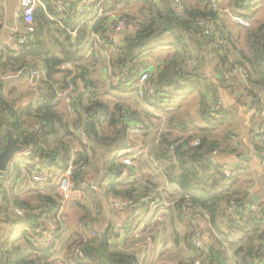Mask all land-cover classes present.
<instances>
[{"label":"trees","instance_id":"obj_1","mask_svg":"<svg viewBox=\"0 0 264 264\" xmlns=\"http://www.w3.org/2000/svg\"><path fill=\"white\" fill-rule=\"evenodd\" d=\"M42 1L34 12L35 31L27 34L21 50L2 48L0 56L1 76L30 72L40 62L46 72L40 99L27 106L17 102L15 89L0 77V151L8 139V130L23 150L30 151L28 155H16L9 163L7 175H0V264H75L72 247L80 237L70 242L64 232L50 246L40 240L47 218L55 215L60 207L57 181L61 170L70 162L76 167L75 187L85 191V195L87 188H83V184L87 182V170L92 164L100 184L110 181L111 188L105 191L108 196L140 199L153 192L154 196L162 197L149 187L151 183H140L145 188L140 189L139 174L117 155L129 143L130 125L141 118L129 100L137 104L132 95L137 93L133 86L138 75L149 68L144 58L156 56L155 49L165 45L172 46L174 53L167 58L159 57L164 67L156 82V94L140 100L166 110L165 100L174 99L180 91L195 90L199 93L200 118L186 121L172 115L169 130L161 134L156 145L154 159L169 182L183 191L182 198L175 204L180 216V209L188 200L192 211L203 220L207 217L218 233L224 235L227 229L230 237L241 240L242 244L229 256L221 250V239L210 232L213 237L209 245L210 259L205 264H255L254 260L264 251V208L261 206L263 216L260 218L255 213L241 221L226 219L233 203L246 209L252 199L246 192L238 197L239 189L232 190L237 177L226 178L209 158L215 150L222 149L227 130L224 140L212 136L218 123L224 121L211 115L210 98L218 96V90L208 81L205 63L215 61L216 71L233 87L236 73L240 74L235 70L236 65L244 66L247 72L241 94L256 97L258 106L264 107V0H250L246 5H242L244 0H217L228 1L235 14L258 18L255 25L245 29L228 17L226 20V16H220L211 7L212 0H186V14L182 18L173 12L169 0H140L143 3L138 14L141 23L119 39V47L110 60L123 75L117 86L112 81L106 57L92 41V32L106 28V18L99 19L91 30V20L81 24L87 14L77 11L83 0H62L69 3L63 8L57 0ZM241 6L244 13L239 12ZM112 9L113 6L109 8ZM206 17L220 20L214 36L202 33L200 21ZM76 28L77 33L73 35L71 31ZM191 59L196 60L195 65L189 64ZM68 61H74L77 70L73 78L76 93L70 102L73 111L60 96L71 75L62 68ZM97 62L107 75L103 87H99L101 78L93 74L92 66ZM228 73L234 75L229 79L225 76ZM106 83L108 89L103 90ZM110 90L114 98L106 97ZM82 132L88 143L82 139ZM194 138L198 142L192 145L190 141ZM102 158L104 161H99ZM42 171L53 176L47 181L34 180L33 174ZM34 183L39 188L30 192ZM24 193L32 195L27 197ZM91 194L94 200L80 203L85 214L83 220L94 213L98 205L97 192L92 190ZM16 208L24 209L25 213L18 214ZM96 233L84 250L93 264L139 263L137 255L113 247L106 230H96Z\"/></svg>","mask_w":264,"mask_h":264},{"label":"crops","instance_id":"obj_2","mask_svg":"<svg viewBox=\"0 0 264 264\" xmlns=\"http://www.w3.org/2000/svg\"><path fill=\"white\" fill-rule=\"evenodd\" d=\"M142 1V0H141ZM140 0L133 4H129L128 6H123L121 4V0H113V6L119 2L116 8H120L121 11L125 9V12L131 15H137L140 12L141 6L143 3ZM20 0H0V44L2 48H11L14 50L16 46L21 48V44L26 41L27 31L25 23L22 20H17L16 11L18 10ZM228 4V1H227ZM229 5V4H228ZM263 7V4L260 5ZM244 12V10H243ZM107 21V19L105 20ZM89 22V21H88ZM97 21H91L90 29L93 30V26ZM26 33L23 34V32ZM22 33V34H21ZM120 35V39L124 36ZM26 37V38H25ZM93 51V48H90ZM97 49V48H96ZM99 49V48H98ZM100 53L104 56L103 51L100 50ZM92 52L89 53V55ZM174 53V49L172 46H161L155 49V54L161 58H167L172 56ZM98 63V62H97ZM97 63H95L92 68L95 70ZM215 61L207 62L206 66V74L211 79V81L216 85L217 93L219 98L221 99V103L223 108L227 114V119L223 120L224 122L218 123L217 129H214L212 136L214 138H219L220 140H224V133L227 130V138L222 145V149L217 150V154L214 157L220 164H228L233 166L235 170V176L237 177V183L233 185V189H239L238 197H242L244 192H246L252 199V202L257 203L258 205L264 208V167L262 166L261 157L259 155V149L264 144L263 138L258 133L260 128V114L257 110L252 109L246 99L242 98L241 89L245 87L244 78L241 74L236 73V80L234 87L229 84V82H225L222 78L223 75L219 73V71L215 69ZM103 76H104V68H103ZM94 74V73H93ZM94 76H96L94 74ZM99 76V75H98ZM4 77L8 82L11 88L15 89V97H17V102L21 106H27L29 104H36L39 99H37V92L35 88L32 87L29 81V72L22 71L15 74H10ZM105 78V77H103ZM108 89V83L105 84L104 90ZM129 89V88H128ZM131 91V90H130ZM196 92L197 96L199 93L195 90L191 91H180L179 95L174 99H167L164 101L163 106L166 107V110H162L159 108H155L156 113L152 112L149 104L146 102H142V100L138 99L137 94L133 92L134 99L136 98L137 104L134 107L135 110L140 113V119H146L147 117L154 120L161 119L162 116H168L170 118L172 115L178 116L177 118L190 121L200 118L198 113L199 108V99L196 102V112L188 109L186 107V103L189 99L186 97L190 93ZM129 102H134L129 100ZM139 121V120H137ZM186 134V133H184ZM150 136V135H149ZM156 145L154 144L151 147L153 153L156 149ZM123 149V148H122ZM121 149V150H122ZM99 161H104L102 158ZM100 162V164H101ZM142 162L143 164H139ZM98 163V162H97ZM96 163V165H97ZM99 164V165H100ZM157 167V168H156ZM156 167L150 163L149 159L145 156H141L135 159L132 168L139 174V188L143 187L140 185H148L151 183L149 187L153 188V191H156L158 188L164 189V195L169 200L181 199L183 193L180 190L172 189L171 183L169 182L167 176L164 174L162 168H160L157 163ZM94 166L91 164L87 170V182L83 184V188H87L86 194H91L90 187H93L95 182L91 180L90 172H92ZM95 170V169H94ZM97 173V172H96ZM98 174V173H97ZM96 178H99L98 175ZM90 180V181H89ZM152 183H155L153 185ZM98 185L100 188L104 187V182L101 184L98 180ZM39 187L36 184H32L31 191H36ZM95 189L97 194L98 192L103 191V189ZM145 189V188H143ZM243 191V192H242ZM85 191L78 190L74 192L75 199H83L84 197H80L84 194ZM90 192V193H89ZM28 194V195H27ZM24 193V196L32 195L30 193ZM154 193L152 192L148 197H153ZM236 195V196H237ZM73 196V197H74ZM115 197V196H114ZM119 197V196H118ZM102 198L106 200L109 196L103 191ZM102 198H98V205L95 206V211L85 220L78 222V225L74 228L75 237L80 236L79 224L81 222L84 223L86 221L89 226L85 223L84 225L89 229L106 230L109 233V242L112 246H117L130 254H135L139 258L143 254V250L141 247L137 246L138 242H145V237L138 238L135 236V233L138 227L145 223V227H153L159 226L162 230H153L151 233L153 241H155L159 245V250L156 247H152L147 244L148 250L145 251L147 257L144 258L146 264H186L188 263L189 257L192 256V243L190 241V230L188 226H190L184 219L179 215V211L175 206L166 207V208H154L153 206H149L143 213L142 218H135V213L132 208H126L124 210H113L111 206L108 208L107 204L109 200H107V204H104ZM70 200V203H73ZM87 200L92 201L91 197H87ZM81 201H78V205H80ZM88 201V202H89ZM88 202L84 204H88ZM250 204V202H248ZM65 208L64 207V224H65V234L69 231L67 226V220L65 219ZM162 209V210H161ZM159 215V218H157ZM67 218V217H66ZM207 218V217H206ZM206 218L199 219L203 222V225L206 227L205 232H212L216 230H211L208 228L210 221L206 220ZM84 219V218H83ZM179 221V222H178ZM183 221L185 224H183ZM129 225L130 227L127 229L121 228L120 225ZM213 227V226H212ZM214 228V227H213ZM191 232L192 228L190 226ZM218 233V232H217ZM221 234V233H219ZM206 242L210 245L212 243L211 234L206 235ZM235 240L238 238L232 237ZM41 240V239H40ZM241 240L238 239L235 242L236 247H239L242 243ZM42 242V240H41ZM175 247L177 249V256H171L170 251ZM194 250V249H193ZM159 251V252H157ZM188 259V260H187Z\"/></svg>","mask_w":264,"mask_h":264},{"label":"built area","instance_id":"obj_3","mask_svg":"<svg viewBox=\"0 0 264 264\" xmlns=\"http://www.w3.org/2000/svg\"><path fill=\"white\" fill-rule=\"evenodd\" d=\"M58 5L62 8L64 6L69 5V3H65L62 0H57ZM160 0H155V2H159ZM137 2V0H121V4L123 6H128L129 4H133ZM171 8L173 12L180 18L184 17L186 14V0H169ZM250 0H244L243 4H248ZM119 2L116 5L113 4V0H83L77 7V11L79 13H86L87 17L81 21V24L90 21H98L99 19L106 18L107 19V26L102 32H92V41L97 45V47L103 51L104 56L106 57L108 64H109V71L112 74V81L115 86L119 85L120 81L123 79V75L121 70H118L115 66L111 65V58L117 51L119 47V39L120 35L127 34L129 29L133 26L139 25L141 23V18L139 15H131L125 12V9L121 11L120 8H116ZM43 4L42 0H20L18 10L16 11V18L17 20H22L25 23L27 33H32L35 31V22H34V12L35 9L40 5ZM113 6L112 10L109 8ZM211 7L221 15H224L230 19L231 22L242 26L243 28H250L258 22L257 17H246L241 14H235L231 6L225 4L224 2H219L217 0H212ZM240 13H244L242 6L239 9ZM203 29L202 33L208 36H214L216 33V24L220 23V20H215L212 17H206L200 21ZM77 28L74 29L72 32L73 35L77 33ZM218 36V34H216ZM26 38V37H25ZM27 39V38H26ZM221 43H224L220 40ZM16 52H19L21 48L16 46L14 48ZM2 55V45L0 44V56ZM144 60L147 62L149 66L148 69L143 70L140 75L136 78L134 82V89L136 90V94L138 99H144L146 97H152L156 94V82L159 77V74L164 67L163 61L154 55H147L145 56ZM190 65H195L196 60L191 59L189 61ZM74 61L65 62L62 65V68L69 70L71 75L68 78L67 86L61 90L60 96L64 101L66 107L73 111V108L70 106L71 99H73L76 93V85L73 81V78L76 75V66ZM237 72H239L242 77L245 79L246 75V68L242 65H236ZM234 74L228 73L225 76L227 78H231ZM46 76V72L44 69L43 63H39L34 69L30 70L29 72V81L33 88H35L37 92V99L41 97V86L43 84L42 79ZM243 99H246L248 105L252 108L257 110L260 114V128L258 133L264 140V107L258 106V100L256 97H252L246 93L241 94ZM210 107H211V115L214 116L216 119L219 120H226L227 114L223 108L221 103V99L219 96L211 97L210 98ZM161 119H165L164 116ZM155 127L150 124L146 119H139L138 122L132 123L128 130V142L127 145L118 152V159L121 160L128 166H132L138 157L145 156L149 159V161H155L152 149L143 143L139 136L141 133L146 131H153ZM168 124L167 122H163L160 128L156 129V139L155 145H158L160 142V136L165 131H168ZM82 139L88 143L85 134L82 132ZM197 139H192L190 143L192 145L197 144ZM22 153L26 155L30 154L29 150H24ZM217 154V150L213 152L211 155V160L214 162L215 165L219 166L220 172L228 179H230L235 174V168L228 164H220L216 160H214L215 155ZM259 155L261 157L262 166L264 167V144L259 149ZM75 165L70 162L65 169H62L59 175V179L57 181V189L59 194L61 195L60 198V207L55 211V215L47 218V226L44 230H42V234L40 239L42 240L41 243L45 245H52L57 241L59 235L63 234L65 231V224H64V207L68 199L74 196V192L81 190L75 187L73 181V175L75 171ZM85 169V166H82ZM27 172V169L24 170ZM7 175V174H5ZM53 176L52 173L47 171L36 172L33 174V179L36 181H47ZM171 186H176L177 190H180L182 193V189L175 183H171ZM111 188V184L109 180L104 182L103 190H108ZM172 188V187H171ZM92 189H99L95 186ZM158 192L162 194L161 196H154L153 197H142L140 199H132L127 197H114L109 196L108 200L111 203V207L114 210H124L126 208H132L135 213V218H142L144 211L149 207L153 206L154 208H166V207H173L178 202L176 200H169L164 195V189L158 188L156 189ZM184 203L186 205L184 208L180 209L181 216L183 219L191 226L192 234H191V241L194 249L196 250V257L192 259L188 264H205L206 261L210 259V252H209V244L206 242L205 237V229L206 227L200 221L201 218L198 217L192 211V208L189 207L191 203H188L186 200ZM162 210V209H161ZM15 211L22 215L25 213V210L22 208H16ZM230 216L226 219H235L237 221H241L244 218L250 217V215L257 213V217H262L263 213L261 211V206L257 203L251 202L248 205V208L243 209L236 206L234 203L229 208ZM159 218V215L158 217ZM200 219V220H199ZM145 223H142L136 233L135 236L138 238H142L141 236L145 237V242H138L136 245L141 247L143 250V254L139 258L138 264H146L144 258L147 257L145 253L148 250L147 244L151 245L152 247H156L159 250V245L152 241L151 233L153 232L151 229L154 227H145ZM121 228L127 229L130 227L129 225H120ZM209 229L215 230L211 223L208 226ZM80 230V238H78L73 247H72V257L73 262L75 264H93L90 259L86 257L85 253V246L89 242V239L96 236V230L89 229L84 225L83 222L79 224ZM216 236L221 239L222 247L221 250L226 252L227 255L232 256L236 250V245L234 238L228 235L229 231L226 229L225 234H219L213 231ZM227 236H229L227 238ZM159 252V251H157ZM255 264H264V251L261 254L260 258H256L254 260Z\"/></svg>","mask_w":264,"mask_h":264},{"label":"rangeland","instance_id":"obj_4","mask_svg":"<svg viewBox=\"0 0 264 264\" xmlns=\"http://www.w3.org/2000/svg\"><path fill=\"white\" fill-rule=\"evenodd\" d=\"M225 4H227V1H225L224 2ZM225 19L227 20V17H225ZM243 29H245V28H243ZM206 66H207V62L205 63V69H206ZM102 71H103V66L101 65V63L99 62V63H97V65H96V68H95V72H94V74L96 75L95 77H97L98 75H99V77L101 78L100 79V82H99V87H103V82H105L106 80L103 78V77H106L105 76V74H104V76H103V73H102ZM208 78V81H210L211 82V79L209 78V77H207ZM99 79V78H98ZM207 84H208V82H207ZM210 84V83H209ZM103 90H104V88H103ZM108 95L109 96H106V97H112V98H114L115 96H114V92H112L111 90L108 92ZM186 99H189L188 101H187V103H186V107L189 109L190 108V110L192 111V112H194V115H195V112H196V102H197V99H198V96H197V94H196V92H194V93H190L187 97H186ZM114 100V99H113ZM132 107L134 108L135 106H136V104H134L133 102H132ZM150 107H151V105H149ZM199 106V105H198ZM151 108H153V109H151V111L152 112H154V113H156L157 111H155L154 110V107L152 106ZM165 117V119H160L159 118V120H154V119H150V118H146V121H148L150 124H152L153 125V127H155V129L153 130V131H146V132H143V133H141L140 134V136H139V139L143 142V143H145L146 145H148L150 148L151 147H153L154 146V144H156V142H155V139H156V129L157 128H160L161 126H162V124H163V122H167V124H168V122H169V118H168V116H164ZM201 124V123H200ZM203 125V124H202ZM150 135V136H149ZM24 151V150H23ZM22 151V152H23ZM21 152V153H22ZM134 163V162H133ZM150 163L151 164H153L155 167H156V165H157V163H156V161H154V163L153 162H151L150 161ZM139 164H143L142 162H140ZM157 168V167H156ZM97 173H96V171L94 170V169H92V172H90V178H91V180H94V184L93 185H95V187L96 188H100L99 187V185H98V178H96L97 177ZM90 181V180H89ZM100 189H102V188H100ZM172 189H176V186H172ZM89 190H91V192H92V190H95V189H92V188H89ZM96 191V190H95ZM104 192H105V190H103ZM103 191H101V192H98V194H96L97 196H98V198H102V195H103ZM75 197L76 196H74V197H70V199H68V201L66 202V204H65V216L67 217H65V219L67 220V226H68V228H69V231H67V233H66V236L69 238V240H70V242H72V241H75L76 239H77V237H75V235H74V233H76L75 231H74V228L78 225V222L80 221V219H81V221H83V217H85V214L83 213V208H82V206L81 205H78V201L79 200H83V201H81V203H86V202H88L89 200H87V197H91V199H93V197L91 196V195H89V194H86V195H81L80 197L82 198V197H84L83 199H78V200H73V199H75ZM103 199V201H104V204L107 202V200L105 199V198H102ZM70 200H73L72 202L73 203H70L69 201ZM107 204V203H106ZM109 205L111 206V203L109 202L108 204H107V206H108V208L109 209H111L110 207H109ZM114 210V209H113ZM203 221V220H202ZM201 221V222H202ZM179 222V221H178ZM203 223V222H202ZM183 224H185V222L183 221ZM186 225V224H185ZM187 227H188V229L190 230V236H189V238H190V241H191V229H190V226H188V225H186ZM9 227V226H8ZM162 230V228L159 226L158 228H156V226H154L153 227V230H155V232H157V230ZM205 231H206V229H205ZM208 233H209V235H210V232H205V236L206 235H208ZM151 238H152V236H151ZM152 241H153V239H152ZM191 243H192V241H191ZM62 245V244H61ZM193 246V245H192ZM193 249H194V247H193ZM192 249V256L191 257H189V260H188V263L192 260V259H194L195 257H196V250L194 249L193 250ZM178 252H177V249L175 248V247H173V249L170 251V255L171 256H177L178 254H177ZM187 263V264H188Z\"/></svg>","mask_w":264,"mask_h":264},{"label":"water","instance_id":"obj_5","mask_svg":"<svg viewBox=\"0 0 264 264\" xmlns=\"http://www.w3.org/2000/svg\"><path fill=\"white\" fill-rule=\"evenodd\" d=\"M8 139L0 151V175H4L9 167V163L14 159L16 155H19L23 151V147L19 145L15 139L11 130L7 131ZM211 159V155L209 156ZM106 238V235H104Z\"/></svg>","mask_w":264,"mask_h":264}]
</instances>
